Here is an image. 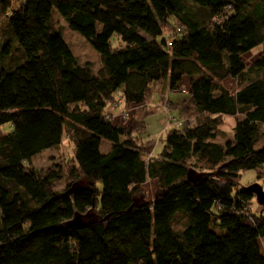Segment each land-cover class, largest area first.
I'll return each instance as SVG.
<instances>
[{
  "label": "trees",
  "instance_id": "1",
  "mask_svg": "<svg viewBox=\"0 0 264 264\" xmlns=\"http://www.w3.org/2000/svg\"><path fill=\"white\" fill-rule=\"evenodd\" d=\"M56 16L96 51L98 71L79 63ZM262 45L264 0H0V264H264V204L253 213L235 183L257 171L264 191V54L245 60ZM185 78L197 123L170 130L145 161L135 135L147 113H136ZM119 91L128 126L107 113ZM224 116L235 124L220 144ZM65 132L75 166L57 192V176L29 164ZM191 159L211 172L192 179ZM148 180L156 199L136 202Z\"/></svg>",
  "mask_w": 264,
  "mask_h": 264
},
{
  "label": "rangeland",
  "instance_id": "2",
  "mask_svg": "<svg viewBox=\"0 0 264 264\" xmlns=\"http://www.w3.org/2000/svg\"><path fill=\"white\" fill-rule=\"evenodd\" d=\"M55 15H57L55 13ZM55 25L61 31L63 35V40L73 53L75 57L79 60L80 64L90 63L94 71H98L101 67L100 58L96 51L91 47V45L78 33L73 32L68 29L67 25L59 17H55ZM178 27V25H177ZM170 31H163V39H168ZM169 34V35H168ZM264 54V45L258 47L250 54L245 56L247 63L252 62L258 56ZM188 80L185 78L182 82V88L179 93L173 94V99H177L178 104L170 106L171 102L168 99V88L167 85H160V92L164 95L161 99L160 95L157 93L151 99L147 107H143L136 113L138 119L144 118L145 130L136 134L135 137L141 143L142 157L145 161L151 160L152 158H157L162 153L167 134L172 129H182L184 126H190L197 123V115L193 110L186 111L185 108H189V101L187 99L188 93ZM223 86L230 92H235L237 85L233 80H226L223 82ZM121 91H119L114 97L115 101L107 108V113H110V118L113 120V124H123L128 126L132 119L134 110H126L123 106L121 100ZM154 94V93H153ZM152 94V95H153ZM146 110V111H145ZM220 126L218 128L219 134L214 140L217 143L223 144L232 138V131L235 124V118L233 117H220ZM178 123L182 126L178 127ZM9 129L8 125L2 127L1 132H6ZM109 143L103 141L101 146V151H105L106 145ZM143 144V145H142ZM140 145V144H139ZM30 167L35 172L41 176H51L55 175L57 178L52 183V190L57 192H64L67 185L71 182L69 176L70 171L74 168V144L71 141L70 133L65 132L63 135V140L60 146L48 149L42 153L35 156L31 162ZM187 167L190 170V177L192 179H197L201 176L207 175L211 171H205L202 169L201 164L196 163L195 159H191L187 163ZM215 175L219 172L217 169L212 171ZM257 171H245L240 173V178L235 180L239 189H246L253 184H259L260 180L257 178ZM86 180H79L78 186H87ZM158 185L155 181L148 180L145 184L140 187L139 193L136 195V202L142 203H152L157 196ZM253 199V207L251 211L258 214L259 208ZM88 219L94 220L97 218L96 210L90 212ZM261 250L264 253V245L260 243Z\"/></svg>",
  "mask_w": 264,
  "mask_h": 264
},
{
  "label": "water",
  "instance_id": "3",
  "mask_svg": "<svg viewBox=\"0 0 264 264\" xmlns=\"http://www.w3.org/2000/svg\"><path fill=\"white\" fill-rule=\"evenodd\" d=\"M246 191L250 192L255 197V201L258 205L264 204V191H263V188L261 185L253 184V185L247 187ZM73 223L76 225H80L81 224V218L76 217Z\"/></svg>",
  "mask_w": 264,
  "mask_h": 264
},
{
  "label": "crops",
  "instance_id": "4",
  "mask_svg": "<svg viewBox=\"0 0 264 264\" xmlns=\"http://www.w3.org/2000/svg\"><path fill=\"white\" fill-rule=\"evenodd\" d=\"M168 94H169V95H168ZM168 94H167V95H168V98H169L170 102H173L172 104H174V105H175V104H178L177 99H175V98L173 99V96H172L173 94H170V93H168ZM107 150H108V145L105 147V151H107ZM105 151H104V152H105ZM260 243H261L262 245H264V244H263V241H259V244H260ZM260 247H261V246H260Z\"/></svg>",
  "mask_w": 264,
  "mask_h": 264
},
{
  "label": "built area",
  "instance_id": "5",
  "mask_svg": "<svg viewBox=\"0 0 264 264\" xmlns=\"http://www.w3.org/2000/svg\"><path fill=\"white\" fill-rule=\"evenodd\" d=\"M177 125H179L178 127H181V126H182V124H181V123H178Z\"/></svg>",
  "mask_w": 264,
  "mask_h": 264
}]
</instances>
